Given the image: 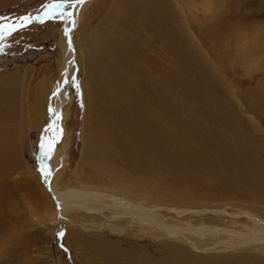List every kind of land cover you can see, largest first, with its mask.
Wrapping results in <instances>:
<instances>
[{"label": "rangeland", "instance_id": "rangeland-1", "mask_svg": "<svg viewBox=\"0 0 264 264\" xmlns=\"http://www.w3.org/2000/svg\"><path fill=\"white\" fill-rule=\"evenodd\" d=\"M77 1L0 0V29L7 26L0 102L10 105L4 129L12 134L11 147L0 148V264L126 263L100 239L140 264H181L185 256L190 264H264V244L203 252L127 222L118 223L121 237L97 232L90 224L107 226L104 216L56 215L48 186L33 172L42 163L33 108L45 107L47 136L64 38L73 30L65 71L71 102L56 134L66 156L60 186L157 207L170 225L243 230L231 222L247 221L245 213L264 218V0H91L76 24L65 10L41 19L52 4ZM26 16L38 21L21 27ZM10 26L19 29L7 34ZM101 137L103 150L95 144ZM196 241L203 250L220 239Z\"/></svg>", "mask_w": 264, "mask_h": 264}, {"label": "bare ground", "instance_id": "bare-ground-1", "mask_svg": "<svg viewBox=\"0 0 264 264\" xmlns=\"http://www.w3.org/2000/svg\"><path fill=\"white\" fill-rule=\"evenodd\" d=\"M90 2L91 0L90 1L89 0H79L77 2H72L70 5H66L65 3V5L64 4L60 5L58 8L48 9L47 12L50 11L51 13H55V12L63 11V10L67 12H71L72 20L74 24H76L80 19L78 17L79 9L86 6ZM138 10H142V9L140 8ZM143 14L147 18L148 17L150 18L151 16H153V14L150 12L148 14L147 13H143ZM41 17H42L41 19H45V15H42ZM33 18L36 19L35 16H33ZM155 20H153V23ZM36 21L33 20L31 22L35 23ZM157 24L160 25L159 23ZM5 27L7 26H2L0 29V32ZM155 28H158V27H155ZM72 33H73V30H70L64 38V45H63L64 55H63V62L61 65L62 66V77L55 83L54 89L52 91V94H53L52 100L50 104L48 103L49 107H48L47 113L49 117V124H50L51 130L47 136L46 135L42 136L41 134L42 133L41 129L44 127L43 125L46 119H48L46 118V115L44 113L45 107H42V108L36 107V109L33 108L34 113L36 115L35 123L37 124V128L39 129L40 135L42 137V138L41 137L39 138V144H38L39 149H42V154L40 155L41 156L40 158L42 159L41 167H38L33 172L35 174H38L40 181L44 185H47L48 188L50 189V190L48 189V194L50 195L49 197L52 199V201L55 204L54 205L55 208L53 206L52 207L55 209L56 215H58V213L60 215H64L70 212L71 213L72 212H83L89 215L90 213L100 214L108 220V223H107V226L101 227L100 224L92 221L90 225L93 228H95L97 232L102 233L105 229H108L111 231V233H113V236L121 237L125 229L122 226H119L118 223L127 222L128 224H131V227L137 226L141 230L143 229L145 232H149L152 230L153 231L159 230L163 235L168 237L169 240L170 239H173L176 241L186 240L191 245V248L196 251H203V252L210 251L211 252V251H217V249H221V248L235 250L240 247L252 248V247L259 246V244L263 245L264 244V218H259L258 215L253 216V215L245 213L247 221H243L241 218V219H236L231 222V224L233 225L242 227L243 230H236V229H226V230L224 229L223 230V229L218 228L217 226H216L217 228L211 227L214 225H210V226H207L204 224L196 225L197 223L196 224L180 223L176 225H170L164 220L165 218H163L162 215L159 213V208L157 207L152 208V207H148L143 204H140V203L133 202L127 197L120 195V194L118 195V194H114L110 192H104L101 190L91 189L88 187H74L68 183H64L63 186H60V184H58V180L60 179V178L58 179V177L61 176L62 171L65 169V166H66V156L62 152H59L58 150V146H57L58 140L56 138L57 136L56 134L58 133L57 124H58L60 113L61 112L64 113L65 106H67V104L69 106L71 102V98L69 97V92H68L69 88L67 85V80L69 78V75L68 76L65 75V71L71 66L73 57H74L73 51H72L73 49L72 48V44H73ZM42 92L44 93V95H47L46 88L42 89ZM65 97H66V101H64ZM46 98L48 99V95ZM48 101L49 100H47V102ZM9 106L5 105L4 102H0V113H1L0 114V128H1L0 148L1 147L3 148L11 147L9 146L10 145L9 142L12 140L10 139L12 138L11 130L5 132V129H4V126H7V118L5 119V109ZM9 117H10L9 119L13 118L12 113H9ZM102 135H105V134H102ZM107 135L109 134L107 133ZM8 138H9V141H8ZM3 141L4 143L2 144ZM106 143H107V140L104 137H101L97 142H95V144H97L98 146L97 149H101V150L105 149ZM49 144H51V150H49V147H48ZM43 166H44V169H43ZM173 213L177 214L178 216H183L185 212L180 213V211H177L176 209V210H173ZM194 214L196 213L194 212ZM205 238H211V239H217V240L220 239V242H218L217 244H214V247L210 249L201 250L198 246L199 243L196 240L205 239ZM99 245H100L99 247H101L105 251L107 250L106 253L111 254L109 256H114L115 253H118V255L122 258L120 259V261L123 260L122 263H124V261L126 260L125 261L126 263L124 264H140L141 263L138 261V259L135 258V256H133L129 252L127 254L125 251L119 252V248L112 241L100 239ZM46 252L47 253L53 252L50 246L46 249ZM172 252L180 256L183 253V250L182 248L177 246V247H173ZM114 259L116 258L114 257ZM182 261L181 262L183 264H190L189 262L190 260L188 259L187 256H185ZM178 263L179 262H177L176 264ZM117 264L119 263L117 262ZM142 264L144 263L142 262ZM150 264H156V263H150ZM191 264H199V261L195 260Z\"/></svg>", "mask_w": 264, "mask_h": 264}, {"label": "snow or ice", "instance_id": "snow-or-ice-1", "mask_svg": "<svg viewBox=\"0 0 264 264\" xmlns=\"http://www.w3.org/2000/svg\"><path fill=\"white\" fill-rule=\"evenodd\" d=\"M59 7V5L58 4H52V5H50L49 6V8L50 9H55V8H58ZM45 18H47V19H52L53 17H52V13L49 11V12H45ZM31 20H32V18H30V17H28V16H26V17H24L23 18V21H22V23H21V27H24V26H27V24L28 23H31ZM16 30V26H12L8 31H7V34H11V31H15ZM42 147H43V145H42ZM48 147H49V150H51V144H49L48 145ZM47 154V153H46Z\"/></svg>", "mask_w": 264, "mask_h": 264}, {"label": "built area", "instance_id": "built-area-1", "mask_svg": "<svg viewBox=\"0 0 264 264\" xmlns=\"http://www.w3.org/2000/svg\"><path fill=\"white\" fill-rule=\"evenodd\" d=\"M41 152H42V150L41 149H39V154L41 155Z\"/></svg>", "mask_w": 264, "mask_h": 264}, {"label": "water", "instance_id": "water-1", "mask_svg": "<svg viewBox=\"0 0 264 264\" xmlns=\"http://www.w3.org/2000/svg\"><path fill=\"white\" fill-rule=\"evenodd\" d=\"M12 26H10L9 28H11ZM19 28L18 27H16V30H18Z\"/></svg>", "mask_w": 264, "mask_h": 264}]
</instances>
